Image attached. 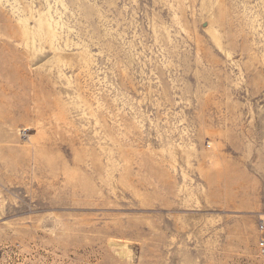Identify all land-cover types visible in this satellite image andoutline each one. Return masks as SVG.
<instances>
[{
	"label": "rangeland",
	"instance_id": "obj_1",
	"mask_svg": "<svg viewBox=\"0 0 264 264\" xmlns=\"http://www.w3.org/2000/svg\"><path fill=\"white\" fill-rule=\"evenodd\" d=\"M264 0H0V264H264Z\"/></svg>",
	"mask_w": 264,
	"mask_h": 264
},
{
	"label": "built area",
	"instance_id": "obj_2",
	"mask_svg": "<svg viewBox=\"0 0 264 264\" xmlns=\"http://www.w3.org/2000/svg\"><path fill=\"white\" fill-rule=\"evenodd\" d=\"M259 230H260L261 235H262V238L260 239V242H259L260 253L262 256H264V222L260 223Z\"/></svg>",
	"mask_w": 264,
	"mask_h": 264
}]
</instances>
